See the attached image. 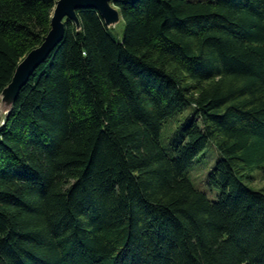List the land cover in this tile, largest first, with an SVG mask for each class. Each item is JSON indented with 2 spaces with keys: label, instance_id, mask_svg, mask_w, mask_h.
Returning a JSON list of instances; mask_svg holds the SVG:
<instances>
[{
  "label": "trees",
  "instance_id": "16d2710c",
  "mask_svg": "<svg viewBox=\"0 0 264 264\" xmlns=\"http://www.w3.org/2000/svg\"><path fill=\"white\" fill-rule=\"evenodd\" d=\"M57 1L0 0V96ZM113 5L122 36L77 10L0 124V264H264V0Z\"/></svg>",
  "mask_w": 264,
  "mask_h": 264
},
{
  "label": "water",
  "instance_id": "95a60500",
  "mask_svg": "<svg viewBox=\"0 0 264 264\" xmlns=\"http://www.w3.org/2000/svg\"><path fill=\"white\" fill-rule=\"evenodd\" d=\"M114 2L115 0H58L56 2L51 17L49 32L43 42L27 53L21 60L11 82L1 94V96L4 95V98L9 100L8 112L29 76L62 40L65 33L66 21L72 20L79 26L77 10L82 8H95L100 12L107 26L114 25L120 20L119 11L113 5Z\"/></svg>",
  "mask_w": 264,
  "mask_h": 264
},
{
  "label": "rangeland",
  "instance_id": "374dc122",
  "mask_svg": "<svg viewBox=\"0 0 264 264\" xmlns=\"http://www.w3.org/2000/svg\"><path fill=\"white\" fill-rule=\"evenodd\" d=\"M110 27L115 28L114 33L117 34L118 37L122 36L123 32V23L119 20L116 24L111 25ZM2 95L0 97V124L3 122L8 109H9V100L4 98ZM174 126V122H168L166 126V131H170ZM216 157V152L213 147L209 146L206 151V157H204V163L199 166L195 164V167L192 168L189 172V176L193 183L200 189H206L205 185V173L213 164L214 159ZM251 186L256 189H262L264 191V171H255L252 175Z\"/></svg>",
  "mask_w": 264,
  "mask_h": 264
}]
</instances>
